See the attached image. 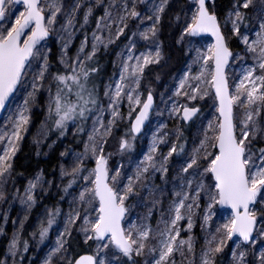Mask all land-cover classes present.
Wrapping results in <instances>:
<instances>
[{
	"label": "snow or ice",
	"instance_id": "obj_1",
	"mask_svg": "<svg viewBox=\"0 0 264 264\" xmlns=\"http://www.w3.org/2000/svg\"><path fill=\"white\" fill-rule=\"evenodd\" d=\"M37 106L52 178L17 170ZM0 113V264L54 228L41 264H264V0H0Z\"/></svg>",
	"mask_w": 264,
	"mask_h": 264
},
{
	"label": "trees",
	"instance_id": "obj_2",
	"mask_svg": "<svg viewBox=\"0 0 264 264\" xmlns=\"http://www.w3.org/2000/svg\"><path fill=\"white\" fill-rule=\"evenodd\" d=\"M76 43H79V40L76 41ZM114 59V52H110L109 55H102L101 56V63L105 66V70L107 73H111L112 67H111V61ZM179 62L178 60L174 59L173 61V67L178 68ZM167 71V70H166ZM168 78V76H164L163 80L160 84H154V86H160L161 84L165 83V80ZM43 111L41 109H35L34 110V116L32 124L30 125L29 133L25 136L24 140L21 142V151L18 153V171L24 172L25 177H30L31 175L35 174L36 172H39L43 170V173L46 177L52 178L53 173H56L58 164L60 163V152L65 150L67 147H73L75 145V141L73 140L71 133L63 139L58 140L51 149L47 147L49 143H51L53 140H56V136L52 135L47 140H44V143L41 148H37L36 144L34 143L32 136L33 133L37 130L38 125L42 119ZM37 151L40 152V155H37ZM26 180L25 178H20L18 181L19 186H23L25 184ZM59 197L52 193L51 198H45L42 203L38 204L36 208L33 209V211L29 215V219L25 224V232L24 236L25 238H29V233L36 230V225L38 223V219L42 218L43 212H44V206L52 204H55ZM66 204L61 205L66 210ZM19 214L18 213H12L10 215L9 222L7 224L2 225L0 223V226L4 228V234L0 235V253H3V251L6 248L8 238L13 232V225L11 223L12 219H15ZM54 230V229H53ZM53 233V231H52ZM52 233L50 235V239L52 237ZM49 240L45 241L44 244L38 245L36 242L32 241V247L29 252V256L35 261V264H38L41 253L45 246L49 243ZM2 255H0V259H2Z\"/></svg>",
	"mask_w": 264,
	"mask_h": 264
},
{
	"label": "rangeland",
	"instance_id": "obj_3",
	"mask_svg": "<svg viewBox=\"0 0 264 264\" xmlns=\"http://www.w3.org/2000/svg\"><path fill=\"white\" fill-rule=\"evenodd\" d=\"M116 50H118V49H116ZM114 59H115V55H114ZM178 67H180V64H179ZM169 79H170V77H168V78L165 80V83H166ZM154 87L156 88L157 93H159V92H161V91L164 90V84H161L160 86H154ZM13 106H14V105H13ZM35 109H36V110H37V109H38V110H39V109L42 110V108H41L40 106H37ZM35 109H34V110H35ZM5 116H6V113L3 114V116H2V118H1V120H0V124L3 123V121H4V119H5ZM43 120H44V113H43V115H42V119H41V121H40V123H39V125H38L37 130L33 133V136H32L33 141H34V139L36 138L37 131H38V129L41 127V124H42ZM171 126H172V122L169 121V127H171ZM153 127H154V124H153ZM43 143H44V141H42V143H41V145H40L39 148L42 147ZM146 148H147V140H144V141H141V142L138 144L137 151H140V150H146ZM63 151H64V150H63ZM61 162H62V161H61V159H60V163L58 164V167H57V170H56V174H57V176H58V172H59V165L61 164ZM50 178H51V177H50ZM25 183H26V182H25ZM18 186H19V185H18ZM53 194H55V190H53ZM5 209H7V205H0V214H2V212H3ZM66 209H67V206H66ZM8 211H9V216L12 215L13 212H14V213H18L19 215H22V214H21V209H20V206H19L18 203H17L16 205H14V206H13L11 209H9ZM0 223H1L2 225H4L2 215H0ZM196 232H197V234H199V229H198V228L196 229ZM55 234H56V230H55V228H54L53 233H52V237H51L49 243L47 244V246H45V248L43 249L38 264H41V261H42L44 255H45V253L48 251V248L51 246L52 242L55 240ZM11 235H12V234H11ZM11 235L9 236L8 240L11 238Z\"/></svg>",
	"mask_w": 264,
	"mask_h": 264
},
{
	"label": "water",
	"instance_id": "obj_4",
	"mask_svg": "<svg viewBox=\"0 0 264 264\" xmlns=\"http://www.w3.org/2000/svg\"><path fill=\"white\" fill-rule=\"evenodd\" d=\"M3 114H4V113H0V120H1V118H2V116H3Z\"/></svg>",
	"mask_w": 264,
	"mask_h": 264
}]
</instances>
